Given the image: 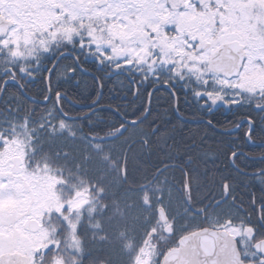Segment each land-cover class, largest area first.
Instances as JSON below:
<instances>
[{
  "label": "snow or ice",
  "instance_id": "snow-or-ice-1",
  "mask_svg": "<svg viewBox=\"0 0 264 264\" xmlns=\"http://www.w3.org/2000/svg\"><path fill=\"white\" fill-rule=\"evenodd\" d=\"M105 88L131 94L144 119L165 96L177 117L181 100L208 124L217 114L235 117L233 138L243 130L256 147L264 132V0H0V250L28 230L46 180L37 161L66 126L85 118L91 126L105 111L125 119L102 103ZM85 101L86 117L66 110ZM241 158L253 160L231 146L238 175L224 176L216 205L238 207L255 241L264 235V163L242 168ZM244 259L264 264V251L253 246Z\"/></svg>",
  "mask_w": 264,
  "mask_h": 264
},
{
  "label": "trees",
  "instance_id": "trees-1",
  "mask_svg": "<svg viewBox=\"0 0 264 264\" xmlns=\"http://www.w3.org/2000/svg\"><path fill=\"white\" fill-rule=\"evenodd\" d=\"M86 79L90 82V78ZM68 93L73 100L79 97L74 88H69ZM128 98L122 105L121 96L107 93L105 88L102 103L118 107L125 119L105 111L102 121L93 117L91 126L86 118L68 124L64 129L66 134L37 161L41 167L57 172L65 183L63 193L71 196L78 192L92 193L93 201L78 220L77 237L82 253L61 255L66 264L70 257L71 264L76 262L72 257H77L76 264H128L118 245L120 230L131 232L135 242H144L141 245L160 244L159 249L153 247L158 252L164 251L158 257L159 264L168 251L178 246L182 237L211 227L212 218L224 220L231 212L233 222L240 223L241 213L231 201L216 205L225 191L224 176L238 175L231 167L228 153L231 146H235L253 158L238 160L242 168L264 163L259 160L264 149L248 146L243 130L239 141L233 138L230 130L235 125V117L219 114L211 117L214 124L185 122L177 117L165 96L159 104L154 101L147 119L132 125L125 120L134 117L140 121L142 115L134 108L132 96ZM86 104L87 101L76 105L66 103V110L86 117ZM159 107L163 110H156ZM180 111L183 118L202 117L193 111ZM263 138L264 132L257 131L255 142ZM101 144L109 146L106 159L96 152ZM185 144L193 146L189 148ZM236 195L241 196V192L237 191ZM241 199L246 206L247 197L241 196ZM158 207L164 208L161 210L165 211L171 226V236L162 229ZM161 236H167L168 242H158ZM241 249L243 254L244 249ZM60 250H70L64 239Z\"/></svg>",
  "mask_w": 264,
  "mask_h": 264
},
{
  "label": "rangeland",
  "instance_id": "rangeland-1",
  "mask_svg": "<svg viewBox=\"0 0 264 264\" xmlns=\"http://www.w3.org/2000/svg\"><path fill=\"white\" fill-rule=\"evenodd\" d=\"M108 148L109 146L102 145L99 148L96 147V152L100 154V157H104V159H106L105 152L108 150ZM41 168L46 176L45 187L40 201L32 209V217L39 218L40 221L44 223V227L36 234H30V231L27 233L32 249L34 251L37 249L45 250L56 243L59 244L60 249L61 240L64 239L67 242V247L70 249L68 252L80 255L82 250L80 240L77 237L78 224L80 222L78 220L85 208L93 201L92 193L89 194L88 192H78L75 194V196H71V194L67 195L66 193H63L65 189V183L57 174V172L55 170L49 169L48 167ZM161 209L164 208L158 207V210ZM220 221L218 219L212 218L211 222L217 227H231V224ZM60 222L63 223L64 226H62L63 224ZM167 227L168 224L164 225V228L162 229L166 231ZM229 230L234 234L235 237L239 238L240 241H246L241 235L242 231H239L237 228L233 227H231ZM119 232L118 245H120L122 253L126 255L128 264H158V257L160 254H162V252H164L162 249V252H158L160 244L157 243L156 245H153L150 243L149 246L148 243H146L144 246L141 245L142 243L144 244V242H135L134 238L131 237V232L129 233L128 230H120ZM56 233L59 234L58 242L53 239V235ZM159 241L162 243H167L168 237L161 236L158 242ZM154 246H156L158 249L154 250ZM72 259H75L74 261H76L75 263H72L76 264L77 257H72ZM60 261H62L61 264H66V262H64L62 259Z\"/></svg>",
  "mask_w": 264,
  "mask_h": 264
},
{
  "label": "flooded vegetation",
  "instance_id": "flooded-vegetation-1",
  "mask_svg": "<svg viewBox=\"0 0 264 264\" xmlns=\"http://www.w3.org/2000/svg\"><path fill=\"white\" fill-rule=\"evenodd\" d=\"M31 94L37 95V96L39 95L37 89H34ZM130 95L131 94H129L128 97ZM128 97L124 98L121 96V103L126 104V102L129 99ZM180 109L184 113H188V112L193 111V112H196L202 116L201 118H196V119H194V118H183L182 116L179 117V118H182L183 121H185V122H188L187 120H190V121L196 122L197 124H201V123H206L205 121L207 119H209V118H207V115L197 111L194 107L185 105L182 100L180 103ZM156 110L162 111L163 108L159 107V108H156ZM218 115L219 114H217L216 116H213V117H217ZM193 122H189V123H193ZM256 145L259 146L260 148L264 149V138L261 139V141L259 143H256ZM232 217H233V214H231V212H228L226 214V218H224V220H221L220 222H227V223L231 224V227L237 228L239 231H242L241 235L243 236V239L246 240L245 242L240 241L239 238L234 236V234L229 230V229H231V227L230 228H227L226 226L217 227V226H214L213 224L211 226H213V228H215V229L226 230L231 235H233V237L235 238V240L238 243L239 249L241 251H242L241 248L244 249V253L242 254L243 261L246 264H254V262L246 261L244 259L245 253L247 252L248 254H251V248L253 246L257 247V245L259 243H264V235L258 236L255 241L251 240L252 229L245 227L244 224L234 223L233 222L234 219H232ZM34 222H37L39 224V228L37 231H33L32 224ZM43 227H44V223H42L39 218L31 217L30 223L28 224V230L24 231L20 234L19 243H17L15 246H7L6 245L2 250H0V257H2L5 260L6 264H59V262L61 264V262H62V261H60L62 259L61 255H63L64 253H68L71 256V252L60 251L59 244H57V243L53 244V245H51V247H49L48 249H45V250L44 249H37L36 251H34L32 249V246L30 244V240L28 239L27 233L30 231V234H36V233L40 232L43 229ZM171 235H172V232H169V236H171ZM58 236H59V234H57V233L53 235V239L56 240L57 242L59 240ZM242 245H243V247H242ZM260 251H264V248H261ZM164 257H165V255H164ZM164 257L160 261L159 264H162ZM69 264H71V257L69 260Z\"/></svg>",
  "mask_w": 264,
  "mask_h": 264
},
{
  "label": "water",
  "instance_id": "water-1",
  "mask_svg": "<svg viewBox=\"0 0 264 264\" xmlns=\"http://www.w3.org/2000/svg\"><path fill=\"white\" fill-rule=\"evenodd\" d=\"M122 134V133H121ZM121 134L117 135L120 136ZM116 136V137H117ZM162 223H166L165 211L160 210ZM37 231L39 224H32ZM170 231V228L168 229ZM257 248H264L259 243ZM162 264H246L238 247V243L228 231L204 228L184 236L176 248L170 250Z\"/></svg>",
  "mask_w": 264,
  "mask_h": 264
},
{
  "label": "bare ground",
  "instance_id": "bare-ground-1",
  "mask_svg": "<svg viewBox=\"0 0 264 264\" xmlns=\"http://www.w3.org/2000/svg\"><path fill=\"white\" fill-rule=\"evenodd\" d=\"M107 93H109V92H108V90H107ZM121 104H122V103H121ZM122 105H124V104H122ZM141 120H142V121L144 120V117H143V116H142V118L140 119V121H141ZM157 126H159V123H158V124H156V127H157ZM218 130H219V129H218ZM185 146L190 148V147H192V146H193V144H192V145L185 144ZM259 148H260V147H259Z\"/></svg>",
  "mask_w": 264,
  "mask_h": 264
}]
</instances>
